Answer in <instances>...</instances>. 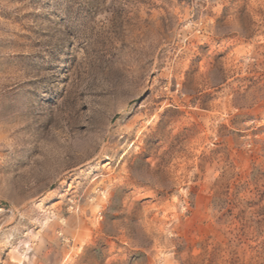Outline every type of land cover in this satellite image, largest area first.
<instances>
[{
	"label": "rangeland",
	"instance_id": "obj_1",
	"mask_svg": "<svg viewBox=\"0 0 264 264\" xmlns=\"http://www.w3.org/2000/svg\"><path fill=\"white\" fill-rule=\"evenodd\" d=\"M111 3L0 0V264H264V0Z\"/></svg>",
	"mask_w": 264,
	"mask_h": 264
},
{
	"label": "snow or ice",
	"instance_id": "obj_2",
	"mask_svg": "<svg viewBox=\"0 0 264 264\" xmlns=\"http://www.w3.org/2000/svg\"><path fill=\"white\" fill-rule=\"evenodd\" d=\"M72 2H76V0H72ZM84 2H86V0H84ZM116 4H117V0H112V3L109 5L110 8H115L116 7ZM119 14H120V9H117L116 13H115V17L116 19L113 21V23L115 24V26L118 28L119 27V23H118V20H119ZM73 35V32L71 29H69L66 33H65V36H71ZM78 37V36H77ZM69 46H71V44H69ZM50 55H53V58H55L54 54L50 53ZM35 66V65H34ZM51 66V65H50ZM164 110H161V112H163ZM157 120V117L155 118ZM251 120V119H250ZM262 131H264V129H262ZM0 164H2V162H0Z\"/></svg>",
	"mask_w": 264,
	"mask_h": 264
}]
</instances>
